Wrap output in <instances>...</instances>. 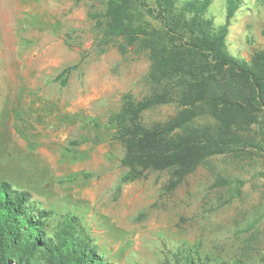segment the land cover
<instances>
[{
    "label": "rangeland",
    "instance_id": "rangeland-1",
    "mask_svg": "<svg viewBox=\"0 0 264 264\" xmlns=\"http://www.w3.org/2000/svg\"><path fill=\"white\" fill-rule=\"evenodd\" d=\"M102 5L0 0V181L53 210L52 223L77 216L115 264H164L185 242L226 258L263 253L264 155H217L177 183L168 170L123 180V148L109 117L123 94L147 92L150 60L99 46L91 12ZM226 6L213 0L208 13L223 22ZM263 30V0H242L230 49L248 59L264 46ZM173 112L161 106L144 119Z\"/></svg>",
    "mask_w": 264,
    "mask_h": 264
},
{
    "label": "trees",
    "instance_id": "trees-1",
    "mask_svg": "<svg viewBox=\"0 0 264 264\" xmlns=\"http://www.w3.org/2000/svg\"><path fill=\"white\" fill-rule=\"evenodd\" d=\"M212 1L102 0L91 12L100 47L150 60L147 92L123 94L109 117L112 137L123 148L124 181L168 170L177 183L217 155L242 161L264 155V46L248 59L235 54L228 36L242 0H227L223 22L209 15ZM70 71L62 72L63 83ZM161 106L174 112L144 119ZM53 217L28 190L1 180L0 264H115L77 216L52 223ZM171 254L164 264H264V252L226 258L204 253L200 242H185Z\"/></svg>",
    "mask_w": 264,
    "mask_h": 264
}]
</instances>
